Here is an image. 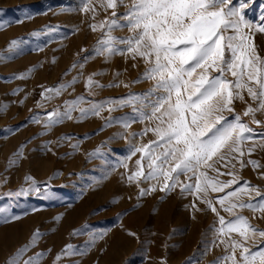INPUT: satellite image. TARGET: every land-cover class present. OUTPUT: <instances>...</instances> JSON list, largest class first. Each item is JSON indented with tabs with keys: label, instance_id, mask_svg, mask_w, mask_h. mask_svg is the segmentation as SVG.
<instances>
[{
	"label": "rangeland",
	"instance_id": "rangeland-1",
	"mask_svg": "<svg viewBox=\"0 0 264 264\" xmlns=\"http://www.w3.org/2000/svg\"><path fill=\"white\" fill-rule=\"evenodd\" d=\"M102 2L91 0L96 9L93 16L91 11L80 10L81 0H0V21L6 22L0 24V105L6 106L0 109V264H6L7 258L26 244L37 229L43 235L24 253L20 264L41 251L45 255L38 264H212L217 257L230 254V249L216 239L218 219L203 200L191 192H182L179 186L167 192L157 187L139 196L140 188L162 183V179L139 184L127 180L140 156L131 154L129 144L139 146L155 140L151 132L134 137L130 133L155 126V122L136 119L127 129L115 121L105 125L109 116L132 113L130 104L111 112L109 105H105L99 116L77 119V109L72 112V119H64L46 130V113L54 109L64 111L67 100L84 97L80 107L104 100L114 104L152 84L142 78L133 82L146 67L141 58L133 60L130 54H116L106 59L95 54L104 30L93 31L90 25L99 24L112 11L103 9ZM127 3L130 0H125ZM247 3L246 18L258 22L264 14V0ZM128 34L127 28L113 29L115 36ZM13 40L17 43L10 48ZM254 42L264 57V34L256 32ZM93 73L92 79L104 87H86L85 82ZM228 78H232L230 74ZM70 81L73 82L59 94L47 91ZM243 95V101H233L236 113L242 114L248 104L256 106L246 90ZM256 118L264 120V111L257 112ZM242 120L255 130L254 139L243 142L244 166L234 159L227 167V161L217 163L216 167L220 173L234 172L239 183L249 181L264 192V177L259 174L264 172V148L257 146L251 153L247 151L254 142L264 140L260 135L264 127L253 124L250 116L242 115ZM96 149L99 153L90 155ZM250 159L256 160L258 166L248 163ZM10 160L17 162L10 166ZM143 163L146 165L147 161ZM208 173L223 181L232 178L211 169ZM28 175L38 182L40 194L6 195L22 186L27 188L31 184L25 180ZM180 180L186 182V177L181 175ZM236 186L230 185L229 189ZM229 189L220 193L209 190L208 197L218 209L215 197ZM234 212L264 229V215L259 211L243 208ZM220 214L230 218L222 209ZM74 229L82 231L74 234ZM93 231L100 236L90 242L89 233ZM232 236L238 238V234ZM65 244L75 246L77 253L80 248L87 250L83 255H62L56 261ZM219 264L230 261L221 259Z\"/></svg>",
	"mask_w": 264,
	"mask_h": 264
},
{
	"label": "snow or ice",
	"instance_id": "snow-or-ice-1",
	"mask_svg": "<svg viewBox=\"0 0 264 264\" xmlns=\"http://www.w3.org/2000/svg\"><path fill=\"white\" fill-rule=\"evenodd\" d=\"M81 2L80 10L91 11L95 16L96 9L91 5V0ZM248 6L247 0H130L127 4L125 0H103L101 7L112 11L99 24L90 25L93 31L97 28L104 30L94 49L95 54L103 55L106 59L116 54L126 57L130 54L133 60L141 58L146 67L133 82L142 78L152 81V84L145 91L129 93L114 104L104 100L80 107L84 97L77 96L64 102V111H48L44 121L46 130H50L62 120L72 119L71 114L77 109V119H83L88 115L99 116L105 105H109L111 112L114 108L130 104L131 114L109 116L105 125L115 121L127 129L129 123L136 119L146 120L149 124L155 122V126L146 127L139 133H130L134 137L151 132L155 140L139 146L129 144L131 154L139 153L140 156L135 161L136 169L128 174L127 180L139 184L162 179V183L140 188L139 196L155 191L157 187L167 192L179 186L182 192H191L203 200L218 219L219 227L213 225L216 239L230 249V254L217 257L212 264H219L221 259L230 261V264H264V229L251 224L243 214L234 212V209L248 208L264 215V192L258 186H251L249 181L239 183L240 178L234 172L220 173L216 167L217 163L225 161L227 167L234 159L240 160L241 167L244 166L241 160L244 155L243 142L253 140L255 130L242 120V115L250 116L253 124L264 127V120L256 118L257 112L264 111V57L259 54L254 42L256 32L264 34V14L258 22L249 20L245 16ZM121 7L124 8L123 12L119 11ZM3 23L6 22L0 21V24ZM114 28H127L129 34L115 36ZM16 43L13 40L9 47L14 48ZM229 74L231 79L228 78ZM93 75L95 73L87 78L86 87H104L92 79ZM72 82L62 83L47 91L59 94ZM245 90L256 106L248 104L242 114L236 113L233 101H243ZM5 107L0 105V109ZM225 112L232 115L225 116ZM260 135L264 137V131ZM257 146L264 148V140L259 144L254 142L247 151L251 153ZM98 153L99 149H96L90 155ZM143 161H147V164ZM16 162L10 160L9 165ZM247 162L253 167L258 166L256 160ZM209 169L232 178L219 180L218 176H209ZM259 174L264 177V172ZM181 175L186 177V182L180 180ZM25 180L31 181L27 188L22 186L18 191L6 195L40 194L38 182L32 176H26ZM230 185L237 186L229 189ZM225 189H229L226 194L215 197L219 202L218 209L208 197L209 190L220 193ZM242 196L249 199L243 200ZM193 207L195 209V201ZM221 209L228 212L230 218L221 215ZM3 212L7 219V208ZM81 231L74 229L73 233ZM233 233L238 234V238L233 237ZM41 235L43 233L39 229L35 230L30 240L7 258L6 264H20L21 257ZM130 235L135 236L136 233L130 232ZM89 236L90 242H94L100 233L93 231ZM216 239L212 241L213 244ZM86 250V247L80 248L77 253L75 246L65 244L57 254L56 261L62 255H83ZM44 255L43 251L37 252L24 259L23 264H38Z\"/></svg>",
	"mask_w": 264,
	"mask_h": 264
}]
</instances>
